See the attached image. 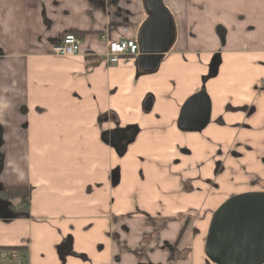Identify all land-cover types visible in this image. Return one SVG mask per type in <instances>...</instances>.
<instances>
[{
    "label": "crops",
    "instance_id": "1",
    "mask_svg": "<svg viewBox=\"0 0 264 264\" xmlns=\"http://www.w3.org/2000/svg\"><path fill=\"white\" fill-rule=\"evenodd\" d=\"M160 1L175 39L144 73L107 58L138 45L143 0H0V264H213L214 211L264 191V0ZM68 34L79 53L54 56ZM202 91L209 123L179 130Z\"/></svg>",
    "mask_w": 264,
    "mask_h": 264
},
{
    "label": "water",
    "instance_id": "2",
    "mask_svg": "<svg viewBox=\"0 0 264 264\" xmlns=\"http://www.w3.org/2000/svg\"><path fill=\"white\" fill-rule=\"evenodd\" d=\"M148 20L138 34V64L142 72L156 70L174 42L175 29L171 15L160 0H143ZM214 58L209 75L219 67ZM210 121V103L202 91L185 104L178 121L181 131L199 132ZM135 131L115 130L105 139L122 153ZM205 256L213 264H264V192H247L232 196L213 213L205 240Z\"/></svg>",
    "mask_w": 264,
    "mask_h": 264
},
{
    "label": "built area",
    "instance_id": "3",
    "mask_svg": "<svg viewBox=\"0 0 264 264\" xmlns=\"http://www.w3.org/2000/svg\"><path fill=\"white\" fill-rule=\"evenodd\" d=\"M81 41L74 35L64 36L61 42L52 47V54L62 58H72L79 53ZM138 45L134 41L119 40L108 45L107 58L110 63H117L127 56H138Z\"/></svg>",
    "mask_w": 264,
    "mask_h": 264
},
{
    "label": "trees",
    "instance_id": "4",
    "mask_svg": "<svg viewBox=\"0 0 264 264\" xmlns=\"http://www.w3.org/2000/svg\"><path fill=\"white\" fill-rule=\"evenodd\" d=\"M8 192V196L11 199H18L23 204L29 203L30 197V190L29 189H22V188H6Z\"/></svg>",
    "mask_w": 264,
    "mask_h": 264
},
{
    "label": "flooded vegetation",
    "instance_id": "5",
    "mask_svg": "<svg viewBox=\"0 0 264 264\" xmlns=\"http://www.w3.org/2000/svg\"><path fill=\"white\" fill-rule=\"evenodd\" d=\"M256 192H264V191H256Z\"/></svg>",
    "mask_w": 264,
    "mask_h": 264
}]
</instances>
